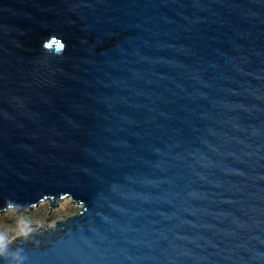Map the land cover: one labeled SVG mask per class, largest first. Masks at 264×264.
<instances>
[{
	"label": "water",
	"instance_id": "water-1",
	"mask_svg": "<svg viewBox=\"0 0 264 264\" xmlns=\"http://www.w3.org/2000/svg\"><path fill=\"white\" fill-rule=\"evenodd\" d=\"M66 197L0 264H264V0H0V212Z\"/></svg>",
	"mask_w": 264,
	"mask_h": 264
},
{
	"label": "rangeland",
	"instance_id": "rangeland-1",
	"mask_svg": "<svg viewBox=\"0 0 264 264\" xmlns=\"http://www.w3.org/2000/svg\"><path fill=\"white\" fill-rule=\"evenodd\" d=\"M51 205L52 201L47 199L18 214L16 208L0 212V237L7 245L16 243L18 238L29 235L34 230L48 231L57 227L60 222L77 215L82 208L71 198L62 199Z\"/></svg>",
	"mask_w": 264,
	"mask_h": 264
},
{
	"label": "clouds",
	"instance_id": "clouds-1",
	"mask_svg": "<svg viewBox=\"0 0 264 264\" xmlns=\"http://www.w3.org/2000/svg\"><path fill=\"white\" fill-rule=\"evenodd\" d=\"M66 198H70V197H66ZM47 199H49L50 201H52V199H50V198H47ZM47 199H45V200H47ZM64 199H65V198H64ZM71 199H72V198H71ZM45 200H43V201H45ZM61 200H62V199H61ZM43 201H41V202H43ZM59 201H60V200H59ZM59 201H58V202H59ZM73 201H74V200H73ZM41 202H40V203H41ZM74 202L77 203L76 201H74ZM40 203H39V204H40ZM39 204H38V205H39ZM54 204H55V203H54ZM77 204H78V203H77ZM35 206H36V205H35ZM81 206H82V205H81ZM33 207H34V206H33ZM33 207H32V208H33ZM82 209H83V206H82L81 210H82ZM81 210H80V211H81ZM26 211H27V210H26ZM80 211H79V212H80ZM22 212H23V211H22ZM79 212H78V213H79ZM78 213H77V214H78ZM73 217H74V216H73ZM71 218H72V217H71ZM71 218H69V219H71ZM69 219H67V220H69ZM67 220H65V221H67ZM62 222H63V221H62ZM21 223L23 224V222H21ZM55 228H56V227H55ZM50 230H51V229H50ZM48 231H49V230H48ZM43 232H47V231H41V232H39L38 230H36V231L34 230V231H32L30 234H32V233H38V234H40V233H43ZM30 234H29V235H30ZM26 236H28V235H26ZM22 237H23V236H22ZM20 238H21V237H20ZM18 240H19V238L17 239L16 243L18 242ZM12 244H15V243H12ZM6 251H7V244L3 241V238L0 237V256L5 255V254H6Z\"/></svg>",
	"mask_w": 264,
	"mask_h": 264
},
{
	"label": "snow or ice",
	"instance_id": "snow-or-ice-1",
	"mask_svg": "<svg viewBox=\"0 0 264 264\" xmlns=\"http://www.w3.org/2000/svg\"><path fill=\"white\" fill-rule=\"evenodd\" d=\"M53 44H55V45H56L58 48H61V47H63V45H62V44H59V43H58L57 41H55V40H54V41H52V43H51V44H49V45H48V47H52V45H53Z\"/></svg>",
	"mask_w": 264,
	"mask_h": 264
},
{
	"label": "trees",
	"instance_id": "trees-1",
	"mask_svg": "<svg viewBox=\"0 0 264 264\" xmlns=\"http://www.w3.org/2000/svg\"><path fill=\"white\" fill-rule=\"evenodd\" d=\"M78 203V202H77ZM79 205H81L80 203H78Z\"/></svg>",
	"mask_w": 264,
	"mask_h": 264
},
{
	"label": "flooded vegetation",
	"instance_id": "flooded-vegetation-1",
	"mask_svg": "<svg viewBox=\"0 0 264 264\" xmlns=\"http://www.w3.org/2000/svg\"><path fill=\"white\" fill-rule=\"evenodd\" d=\"M39 232H41V231H39Z\"/></svg>",
	"mask_w": 264,
	"mask_h": 264
}]
</instances>
